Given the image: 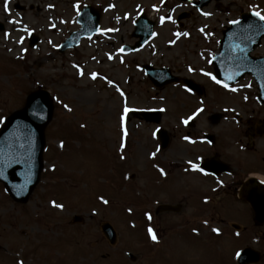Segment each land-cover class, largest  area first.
<instances>
[{"label": "rangeland", "instance_id": "rangeland-1", "mask_svg": "<svg viewBox=\"0 0 264 264\" xmlns=\"http://www.w3.org/2000/svg\"><path fill=\"white\" fill-rule=\"evenodd\" d=\"M15 1L21 3L24 10H14ZM174 2L10 1L12 13L7 18L22 28L12 35L16 39L9 44L11 51L6 54L0 50V118L22 108L26 94L41 87L50 92L54 109L44 129L39 181L27 200L24 203L14 201L0 183V264L18 261L23 264H237L235 255L246 244L264 250V240L254 242L247 235L264 231V225L247 223L244 232L232 230L233 237L208 234L204 240L207 230L216 228L219 233L223 232L222 226L228 227L226 223L222 226L213 223L201 229V236H198L203 225L196 219L203 210L198 211L196 206L190 208L189 200L181 203V198L176 196L178 193L170 196L167 181L159 188L153 185L156 176L162 178L153 170L152 161L157 159L163 163L164 155L175 159L185 154L186 145L179 143L183 132L180 123L198 102L188 99L190 96L181 84L154 88L136 69L141 62L163 65L181 77L193 78L206 90L213 88L202 71L207 45L214 48L220 27L239 12L253 8L264 13V0L213 1L201 13L193 11L192 18L185 20L182 28L173 21L160 22V17L173 4L178 7L176 11L190 9ZM48 3L52 5L51 11L45 10ZM86 4L101 11V32L59 53L58 44L78 27L77 12ZM203 12L211 15L204 16ZM139 13L156 19L155 35L140 52L123 56L118 52L119 44L132 42V22ZM0 19L4 18L0 16ZM6 25L12 27L9 22ZM201 29L199 33L197 30ZM30 30L41 36L34 49H28L24 41ZM210 34L214 36L209 38ZM263 50L264 42L256 52ZM104 52L112 54V58L104 59ZM22 54H27L25 59ZM100 56L104 59L101 63L97 61ZM81 70L84 75H80ZM92 73L97 74L96 79H92ZM220 93H209L214 97L207 95L206 98L215 100L218 105L228 103V96L218 98ZM253 102L251 97L244 102L242 96H238V104ZM125 108H162L158 125L171 131L173 138L177 136L171 141L174 151L163 150L156 156L155 123L128 114L127 145L123 152L126 157L122 160L118 138L124 133L120 132L118 119ZM201 119L198 117L195 122L199 124ZM132 171L133 178L126 179L124 173ZM178 186L185 188L179 183ZM187 192H191V204H195L198 189H187ZM100 197L108 203L104 204ZM53 201L63 208H54ZM159 202L181 203L182 208L176 213L155 214L154 207ZM73 214L82 216V222L72 223ZM185 215L192 217L191 223ZM232 217L229 214L227 218L230 219L225 222L235 221L241 228L244 222ZM105 221L117 233L114 245H110L100 231V224ZM149 228L159 242L150 238ZM179 229L189 232L188 238L184 232L181 236L173 233ZM126 252H131L134 260L127 258ZM259 264H264V256Z\"/></svg>", "mask_w": 264, "mask_h": 264}, {"label": "flooded vegetation", "instance_id": "flooded-vegetation-1", "mask_svg": "<svg viewBox=\"0 0 264 264\" xmlns=\"http://www.w3.org/2000/svg\"><path fill=\"white\" fill-rule=\"evenodd\" d=\"M0 13L8 21L4 12V0L0 2ZM221 108L220 120L216 124L211 122L212 114H209L200 122L199 131L194 122L186 128L189 137L200 136L202 140L198 148L185 150L177 168H184L189 177L186 179L187 185H196L209 192L214 208L211 219L217 217L225 220L230 214L243 222L255 223L250 204L239 194L245 183L255 176H260L262 183H248L252 192L248 195L252 199L260 198L254 195L256 188L264 193V128L260 127L261 124L264 125V105L247 106L238 111L228 105H221ZM190 161L197 165L203 164L199 181L192 179L198 171L192 170Z\"/></svg>", "mask_w": 264, "mask_h": 264}, {"label": "water", "instance_id": "water-1", "mask_svg": "<svg viewBox=\"0 0 264 264\" xmlns=\"http://www.w3.org/2000/svg\"><path fill=\"white\" fill-rule=\"evenodd\" d=\"M79 21L82 24V29L71 33L60 50L74 46L82 35L95 31L98 15L90 8L85 7L79 15ZM248 24H264V21H260L253 14L245 15L236 26L241 30ZM150 31V23L141 17L136 23L134 35L140 36L142 41ZM240 34L249 36L256 34L259 37L264 34V31H249L244 34L240 31ZM148 72L149 75L156 78L155 81L162 78H164L161 82L163 84L171 81L170 78L161 74L162 71ZM154 73H157L158 77ZM51 109L52 105L47 92L43 90L33 92L29 95L25 108L12 114L0 129V179L5 182L8 190L17 200H25L37 180L41 166L42 129L50 118ZM102 228L110 241L113 242L115 235L112 228L108 224H104ZM246 255L245 252L242 258ZM254 259L256 260L257 257ZM244 261L241 262L244 263Z\"/></svg>", "mask_w": 264, "mask_h": 264}, {"label": "snow or ice", "instance_id": "snow-or-ice-1", "mask_svg": "<svg viewBox=\"0 0 264 264\" xmlns=\"http://www.w3.org/2000/svg\"><path fill=\"white\" fill-rule=\"evenodd\" d=\"M49 7H51V5H49ZM4 11L5 12H8L9 11L8 0H4ZM252 14H253V16L258 17V19L260 21H264V15H262L259 11L253 12ZM202 15L209 16V15H211V13H209V12H203ZM125 18H127V17H125ZM168 19H171V17H168ZM164 20H165L164 17H160V22L162 24L164 23ZM11 22L12 23H16V21H11ZM229 23H231V24H239L240 21H238V20H232V21H229ZM108 31H112V30L109 29ZM240 31H241L242 34L247 33L249 31H256V32L264 31V24H248L244 28H242ZM5 35L7 36V33ZM153 35H155V33ZM177 35H179V33H177ZM183 35L187 36L188 33H183ZM242 38L244 40H251V36H248V35H243ZM21 42H22V38H21ZM120 51H123V49H120ZM240 51H243V49H240ZM109 59H111V56L109 57ZM237 59H241V58L237 57ZM80 75H84V73H83L82 70L80 71ZM205 75H210L211 78L215 81V83L221 84V81L219 79H217L216 76L211 75L210 73H205ZM96 78H97V74L96 73H92V79H96ZM228 79H232V77L229 76ZM109 83H111V81H109ZM223 86L225 88H228L229 87L228 84H224ZM230 90L233 91V92L237 91L236 88H231ZM65 107H67V105H65ZM124 111H125V113H127L129 111V109L125 108ZM198 111H202V110L198 109ZM189 119H192V118L189 117ZM0 123H3V119L2 118H0ZM183 123L187 124L188 123V120L183 121ZM82 127H83V125H82ZM184 139L185 140H188L189 138L188 137H184ZM60 147L61 148L64 147L63 142L60 143ZM154 155H155V153H153V156ZM189 163L191 165L192 170H194V171H203L202 169L199 168V166L197 164H194L191 161ZM54 168H55V166H53V170H54ZM161 174H164L162 169H161ZM100 199H101V201L104 204H107L108 203V201L105 200L103 197H100ZM52 206L54 208H57V209H62L63 208V205L58 204L55 201L52 202ZM128 211L131 212V209H128ZM205 223H207V221H205ZM212 231L215 232V233H219V229H216V228H213ZM148 234H149L150 238L154 242H158V237H157V235L155 234V232L153 231L152 228H149L148 229ZM237 235H238V233H237ZM240 255L241 254L239 252L236 253V256L237 257H240ZM18 264H23V261H19Z\"/></svg>", "mask_w": 264, "mask_h": 264}]
</instances>
